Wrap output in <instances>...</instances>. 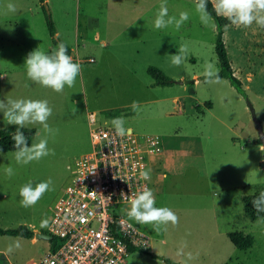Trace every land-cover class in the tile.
<instances>
[{"label": "rangeland", "instance_id": "obj_1", "mask_svg": "<svg viewBox=\"0 0 264 264\" xmlns=\"http://www.w3.org/2000/svg\"><path fill=\"white\" fill-rule=\"evenodd\" d=\"M10 2L15 4L16 12L8 11ZM160 3L161 0H0V99H47L53 108L48 123L58 130L48 141L54 155L21 165L12 155L14 150L0 153V225L27 224L37 232H48L55 202L72 181L75 159L92 149L90 114L96 115L98 123L123 117L125 127H133L140 134L193 132L202 133L205 140L204 158L167 157L163 152L146 155L156 205L168 206L179 216L178 225H168L163 233L131 220L150 235L151 250L184 264H264V216L248 215L244 198L264 191V152L260 151L263 143L260 144L254 118L255 112L264 128V65L257 72L259 79L254 87L244 84L245 93L225 77L215 84L206 83V64L221 69L215 48V18L207 11L208 23L202 22L194 0H167L170 16L187 12L189 19L179 31L174 26L157 30L153 21ZM48 16H52L61 39L76 41L79 25L89 27L93 34L81 44V75L74 87L65 86L62 93L28 79L24 67L31 51L40 48L47 52L56 47ZM239 37L245 38L234 45L231 57L237 59L244 52L255 60L253 54L257 53L262 57L257 59V65L264 64V28L252 25L233 34L234 40ZM102 39L109 44L102 45ZM181 45L187 52L183 65L175 67L170 55ZM109 48L119 56L110 53ZM73 59L79 62L78 56ZM150 65L183 83L146 89L144 84L154 80L148 72ZM196 73L202 77L199 84L193 83ZM135 79L139 83L134 84ZM156 92L177 93L180 99L131 106L141 96H158ZM207 100L214 105L208 106ZM197 103L201 104L199 109L195 107ZM114 111L122 113L112 115ZM4 126L7 125L0 113V127ZM7 167L14 170L11 177L4 171ZM48 178L54 190L47 191L35 206L22 207L19 188L29 181L35 184ZM123 206L125 209L128 204ZM121 214L127 218L122 210ZM233 231L252 235L253 245L237 247L229 237ZM51 242L44 237L33 240L0 234V264H34L49 250ZM136 257L154 261L146 255Z\"/></svg>", "mask_w": 264, "mask_h": 264}, {"label": "built area", "instance_id": "obj_2", "mask_svg": "<svg viewBox=\"0 0 264 264\" xmlns=\"http://www.w3.org/2000/svg\"><path fill=\"white\" fill-rule=\"evenodd\" d=\"M78 61L84 62L79 56ZM90 119L92 149L75 159L72 181L56 200L48 224L56 245L51 242L34 264H121L132 247L151 248L147 231L121 210L136 192H154L146 155L163 151V136L132 127L119 136L111 123H98L94 113Z\"/></svg>", "mask_w": 264, "mask_h": 264}, {"label": "clouds", "instance_id": "obj_3", "mask_svg": "<svg viewBox=\"0 0 264 264\" xmlns=\"http://www.w3.org/2000/svg\"><path fill=\"white\" fill-rule=\"evenodd\" d=\"M208 0H194L195 11L199 14L202 22L208 23L207 13ZM217 16L226 19L232 26L237 28H249L253 24L264 28V0H211ZM9 12H16V6L8 3ZM189 19L187 12H180L177 16H170L167 0H161L155 14L153 25L155 29H167L174 26L179 31L182 25ZM187 49L181 45L178 51L170 55V62L175 67L183 65ZM28 79L54 92L62 93L65 86H75L77 77L81 75V64L74 61L69 54L67 45L63 42L57 44L50 51L37 48L31 51L24 63ZM203 75L205 82L215 84L220 81L219 70L212 64H206ZM261 110L257 111V114ZM0 113L3 114L5 125L15 126L16 130L11 134L13 152L16 162L27 165L32 161H38L46 156L54 155V150L49 149V138L54 136L58 130L53 129L48 121L53 114V108L47 99L12 98L0 99ZM110 123L119 136H124L129 129L125 127L126 121L123 117H114ZM39 126L29 144L28 137L23 131L28 126ZM258 138V137H257ZM260 151L264 152V144L260 145ZM3 150L0 149V153ZM6 175H14L12 167H7ZM147 178L148 172H142ZM51 178L47 180L22 185L19 188L20 205L32 207L43 197L47 191L54 190ZM128 206L122 211L127 218L138 224L149 225L157 233L167 232L168 225L176 226L179 216L168 206H157L155 194L150 189H144L133 194L127 202ZM252 205L258 213H264V191H261L253 200ZM19 245H17L18 247Z\"/></svg>", "mask_w": 264, "mask_h": 264}, {"label": "crops", "instance_id": "obj_4", "mask_svg": "<svg viewBox=\"0 0 264 264\" xmlns=\"http://www.w3.org/2000/svg\"><path fill=\"white\" fill-rule=\"evenodd\" d=\"M253 25L255 27H259L255 24H253ZM242 29H246V28H237L235 26H232L229 23V24L224 26L223 35H224L227 51L229 54V58H230L231 64H232L233 69H234V73L238 77H240L243 80L244 84H246L248 87L249 86L254 87L256 85L257 79H259L257 72L264 65L263 62H261L259 65H257V59L261 60L262 57L260 55H257V53H254L253 56H254L255 60H251L248 58V57H250V54H245L244 52H242L241 54H238L237 59H233L230 55V51L233 50L235 47L234 45L238 46L240 44L241 39L245 38V37H239L237 40L233 39V34H236L237 32H239ZM57 33L60 35V31L58 30V28H57ZM92 36H93V34L90 31L89 27H87V26L82 27L81 25H79L77 27L76 41H74V42L70 41L69 39H67L65 37H62V40H64L73 50V53L71 54L72 56H80L81 57V52H82L81 51V44H82V42H86L87 38L92 37ZM101 44L107 46L109 43L105 39H102ZM54 45L57 46V44L55 42H54ZM245 47H246V41H245ZM246 49L249 50L248 48H246ZM108 50L110 53L119 56V54L117 52L113 51L112 49L109 48ZM131 72L133 73L134 71L131 70ZM183 77L184 76L182 75L181 78H183ZM201 78H202L201 75L196 73L194 75V80H195L194 83L199 84L201 81ZM153 82H154V80L152 82L145 83L144 85L146 86V89L150 90V89H156L157 87H159V84L156 85V84H153ZM133 83L134 84L139 83L138 79H135ZM141 83H142V80H141ZM176 83H183V81L177 80ZM156 93L158 94V96H156L154 98H150L149 96H141L139 100L133 101L131 103V106L133 104L144 103V102L145 103L160 102V101L164 102L165 99H169V98H171L174 102H178L180 99V95L177 93H172L171 95L165 94V93H158V92H156ZM190 95H193V93H191ZM206 104L210 107H212L214 105L212 100H207ZM195 107H197L199 109L201 107V104L197 103L195 105ZM95 117H96V115H95ZM163 142H164L163 143L164 149L162 152H163V155L167 156V157L204 158L206 156L205 140H204V136L202 135V133H193V132L190 133V132L165 130V132L163 133ZM32 228L34 229V231L36 233L37 229L34 226ZM38 232H39V230H38ZM36 239H37V237L34 236L33 240H36ZM154 252L157 253L159 256L154 257V256H152L148 253L142 252V251H132L130 256H132V254H133L134 255L133 258H131L129 256L126 259V261H124L121 264H174V262H176V263L180 262V263L184 264L182 261L176 260V259H172L174 262H169L165 258L161 257V256H165L161 252H158V251H154ZM139 254L149 256L152 259H154V261L139 260L136 257V255L138 256Z\"/></svg>", "mask_w": 264, "mask_h": 264}, {"label": "trees", "instance_id": "obj_5", "mask_svg": "<svg viewBox=\"0 0 264 264\" xmlns=\"http://www.w3.org/2000/svg\"><path fill=\"white\" fill-rule=\"evenodd\" d=\"M207 11L210 13L216 20L217 23V38H216V53L219 58L221 69L219 71V76L225 77L231 81V83L238 89L239 92L245 93V86L243 80L238 77L234 73L233 66L231 64L229 54L227 51L225 39H224V26L229 24V22L216 15L215 10L212 6L211 0H208L207 3ZM48 27L51 34V37L53 41L58 44L60 42H63L67 45L68 52L71 55L73 53V50L71 47L60 38V36L57 35V28L56 24L52 18V16H48ZM148 72L154 77L153 84H159V85H170L177 82L174 78L169 76L167 73H165L161 68L155 65H150L148 67ZM195 80H193V83ZM209 103V102H208ZM121 111H114L111 114L116 115L120 114ZM110 116V115H109ZM16 128L15 126L7 125L4 127H0V149L3 151H11L13 150V141L11 139V134L15 132ZM37 128L33 126H28L23 129L25 132V135L28 137L29 144L33 141V136L36 132ZM260 144L262 142L260 141ZM258 194H252V195H246L245 198V211L248 215H250L252 218H257L260 216H264V213H258L256 209L252 205V200L257 196ZM0 234H7V235H13V236H23L27 238H33L35 236V231L32 227H30L27 224H20L15 227H3L0 225ZM229 237L231 240L235 243L237 247L240 248H249L254 243V238L252 235H245L242 231H233L229 233ZM56 245V239L52 238V246L55 247ZM133 251H142L145 253H148L154 257H158L159 255L151 250V248L148 249H138L136 247H132ZM165 258L169 262H174L171 258L161 256ZM176 264V262H174Z\"/></svg>", "mask_w": 264, "mask_h": 264}, {"label": "water", "instance_id": "obj_6", "mask_svg": "<svg viewBox=\"0 0 264 264\" xmlns=\"http://www.w3.org/2000/svg\"><path fill=\"white\" fill-rule=\"evenodd\" d=\"M179 81H183V80H179ZM252 110L254 112V107H252ZM254 118L256 120V123L258 125V129H259V133H260V137H261V141L262 143L264 144V128H263V125L260 121V119L258 118V116L256 115V113L254 112ZM35 236L36 237H44V238H47V239H52L53 238V235L46 232V231H39V232H36L35 233Z\"/></svg>", "mask_w": 264, "mask_h": 264}]
</instances>
